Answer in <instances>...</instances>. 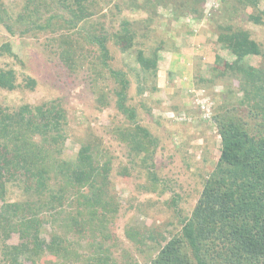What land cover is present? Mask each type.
I'll use <instances>...</instances> for the list:
<instances>
[{"label": "rangeland", "instance_id": "374dc122", "mask_svg": "<svg viewBox=\"0 0 264 264\" xmlns=\"http://www.w3.org/2000/svg\"><path fill=\"white\" fill-rule=\"evenodd\" d=\"M91 1L95 3L93 8L99 10L88 20L95 24L96 35L107 39L106 62L129 80L126 104L135 109L137 123L156 140L150 166L140 164L141 157L130 152L110 131L114 125L124 127L128 122L116 109L119 86L113 76L107 72L96 76L94 69L101 54L97 45L90 50L89 44L84 43L77 68L70 71L60 60V48L53 40L55 34L43 35L33 30L34 26L26 32L23 30L21 23L27 18L24 19L21 9L25 3L28 2L35 21L42 24L46 19L45 2L51 0H0V46L8 43L12 52L2 50L0 71L13 69L18 84L13 91L0 89V105L13 111L24 104L40 106L59 102L66 114V136L58 146L59 153L53 151L47 158L58 155L59 159L73 160L80 146L91 142L101 162L111 160V182L106 199L118 200L119 205L118 212L110 214L105 223L113 239L106 247L107 253L115 264H151L158 248L146 240L145 232L166 239L179 233L180 218L191 214L206 179L214 171L221 150L214 117L234 116L246 121L250 129L259 124L260 117L251 116L252 108L242 104L237 82L229 79L227 87L222 81L209 82L215 57L229 62L235 59L217 43L215 27L207 22L213 10L229 8V1L227 5L225 1L206 0L202 4V18L182 14L178 19L171 13V6H156L153 4L156 0ZM51 8L62 12L57 4ZM259 10H264V0ZM35 11H38L36 15ZM6 23L11 24L13 35L7 32ZM236 25L249 31L251 38L264 49V25H254L242 18ZM125 27L131 30V41L123 43L117 36ZM155 50H158L156 71H146L135 58L138 53L149 58ZM259 61L258 57L249 56L245 64L261 66ZM199 79L207 80V84ZM30 80L34 81L32 88L31 84L27 85ZM125 169L129 176H125ZM49 185L52 190L65 186L59 181L49 182ZM86 190L87 187L83 189ZM24 201L31 204L35 197L28 190L25 192L23 179L5 183L0 208L2 202L18 205ZM56 209L55 212L63 216L68 212L77 215L75 206H57ZM38 210L39 217L46 221L39 238L49 242L54 228L59 234L61 231L52 222V213L42 207ZM2 232L0 227V264H6L5 247L18 246L22 240L15 232L3 239ZM134 232L143 233V247L127 238V234ZM67 241L71 242L65 243L68 252L95 255L93 247L81 245L86 238L80 240L74 236ZM160 245H164L162 240ZM47 256L51 255L45 254L37 264H49L45 261ZM54 260L57 262V258ZM22 262L30 264L24 259Z\"/></svg>", "mask_w": 264, "mask_h": 264}, {"label": "trees", "instance_id": "16d2710c", "mask_svg": "<svg viewBox=\"0 0 264 264\" xmlns=\"http://www.w3.org/2000/svg\"><path fill=\"white\" fill-rule=\"evenodd\" d=\"M205 1L156 0L153 4L164 8L171 6V13L174 12L177 19L182 14L202 18ZM219 1H225V4L229 1V8L213 10L207 22L215 27L217 43L235 59L229 62L215 57L209 82L222 81L226 87L229 79L237 82L242 104L252 108L250 115L260 117V122L250 129L246 121L234 116L214 117L221 146L214 171L206 179L191 214L180 218L179 233L166 239L145 232L146 240L158 248L151 264H264V49L251 38L249 31L236 25L241 18L254 25H264V10H259L262 0ZM53 4L61 7L62 12L52 9ZM94 4L91 0L45 2L46 19L40 24L32 17L26 2L21 10L27 19L21 26L25 32L34 26L33 30L37 29L43 35L55 34L53 40L60 48V60L70 71L77 68L84 43L89 44L90 50L97 45L101 54L96 64L101 68L94 69L95 75L109 73L113 76L119 86L116 109L128 122L124 127L114 125L110 131L130 152L141 157L139 163L148 168L157 143L148 130L137 123L135 109L126 104L129 80L106 62L107 39L98 37L95 24L88 20L99 10L93 8ZM37 13L35 11V15ZM4 26L10 35L14 34L11 24ZM93 28L95 32H91ZM130 34L131 30L125 27L115 36L125 43L131 41ZM10 48L8 43L1 45L0 56L2 50L12 54ZM156 51L149 58L138 53L135 60L144 70L156 71ZM249 56L258 57L261 66L246 65ZM199 81L207 84L205 79ZM30 84V88L34 87L33 80L27 85ZM17 88L15 71L1 70L0 89L13 91ZM64 112L58 101L40 106L24 104L13 111L0 105V200L4 201L5 183L19 178L23 179L25 192L28 190L35 197L31 204L27 201L18 205L2 202L0 227L3 239L15 232L22 240L18 246L5 247L6 264H23V259L37 264L45 254L51 255L47 260L45 258L49 264H115L106 248L113 240L112 234L105 228L107 217L118 212L119 205L118 200L106 199L111 182V160L101 162L91 142L82 144L73 160L59 159L58 155L47 158L53 151L59 153L57 150L66 136ZM48 171L53 175L50 176ZM124 174L129 176L128 169ZM57 181L65 186L61 190H52L49 182ZM85 187L87 190L83 191ZM64 205L75 206L77 215L68 212L63 216L55 212L57 206ZM41 207L53 214L52 222L61 231L59 234L54 228L49 242L39 238L42 224L46 222L38 215ZM74 236L80 240L86 238L81 245L93 247L95 255L68 252L65 243L70 244L67 239ZM127 238L140 247L145 245L143 233H129ZM161 240L164 245H160Z\"/></svg>", "mask_w": 264, "mask_h": 264}]
</instances>
